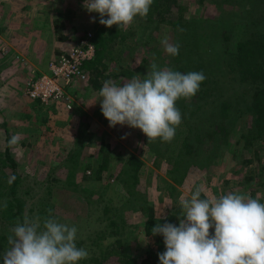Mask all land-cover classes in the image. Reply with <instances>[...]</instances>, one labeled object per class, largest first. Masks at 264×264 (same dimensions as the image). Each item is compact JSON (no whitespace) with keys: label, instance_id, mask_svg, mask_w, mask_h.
I'll list each match as a JSON object with an SVG mask.
<instances>
[{"label":"rangeland","instance_id":"rangeland-1","mask_svg":"<svg viewBox=\"0 0 264 264\" xmlns=\"http://www.w3.org/2000/svg\"><path fill=\"white\" fill-rule=\"evenodd\" d=\"M239 1L250 2L179 0L185 5L184 17L194 20L198 46L204 51L197 56L202 62L214 58L210 61L212 65L208 67V72L203 70L207 84L212 86L215 84L212 79L217 80L226 95L234 96L236 103L240 99V105H244L239 94V81L227 69L226 61L214 57L224 46L217 38L222 20L229 11L239 16ZM84 2L0 0V190L9 192L11 186H16L21 211L17 220L22 222L25 216H39L43 220L48 215L47 210L51 209L58 222L78 229L76 245L87 249L89 256L102 252L103 244L114 237L111 229L117 226L123 248L136 257L138 263H142L139 252L146 242L143 221L147 211L142 209L143 205L150 203L154 207L155 217L161 215L160 220L177 209H180L178 215H181L179 199L188 197L195 187H202L208 197L236 192L248 194L264 203V142L255 144L260 151L257 158L253 156L252 148L243 147L242 140L237 141L241 131H229L228 136L218 142L210 132L205 131L196 137L194 131L187 133L179 125L171 142H164L160 138L149 141L139 128L127 125L110 127L104 116L98 118L92 114L102 98H99L100 90H91L86 82H76L72 86L75 92L72 94L71 108L54 102L31 104L29 108L28 105L17 109L12 106L8 91L23 92L30 75L44 70L50 59L64 46L73 43L78 36L76 34L93 28L99 21V14L89 13ZM261 5L264 6L259 3L258 10L262 8ZM67 8L72 9V14L69 17L60 16L59 13H64ZM92 17L96 18V22H91ZM231 18L235 20L234 16ZM139 19L137 16L130 26L121 27H131L134 31L127 38L128 46L124 54L132 66L142 63L134 76L143 79L146 64L154 57L161 62L158 64L160 68H168L171 55L165 52L161 39L167 35L169 42L174 43V29L170 24L159 23L148 38L146 34L149 29L143 30ZM72 25L79 32H72ZM211 30L216 31L217 41L211 40ZM242 30V23L231 25L229 49H234ZM192 71L198 72L197 69ZM125 81L128 79H119L115 83ZM84 111L91 115L90 127L93 131H77L76 126ZM3 124L9 129L4 128ZM5 129L11 131V138L14 134L18 135V143L10 144L11 138L5 139ZM99 136L109 144V162L100 178H85L82 176L83 165L98 163ZM5 148L17 163L16 181H13L11 167L4 157ZM186 148L190 152L181 155ZM131 154L142 160L137 172L138 182L132 187L133 193L127 192V185L122 180L129 179L131 170H127L126 166ZM166 156L195 161V164L190 163L185 168L180 183L167 173L171 164L166 161ZM243 158L252 160L244 162ZM64 162L76 167L70 181H63L68 170ZM52 176H57V179H51ZM11 226L12 223L8 221V230ZM212 231L214 229H210ZM6 240L0 239V264H4L2 253L8 247ZM111 256V263L125 264L120 255L113 253ZM88 258L78 264H89ZM126 260L130 264L129 259Z\"/></svg>","mask_w":264,"mask_h":264},{"label":"clouds","instance_id":"clouds-1","mask_svg":"<svg viewBox=\"0 0 264 264\" xmlns=\"http://www.w3.org/2000/svg\"><path fill=\"white\" fill-rule=\"evenodd\" d=\"M152 3L85 0L84 7L98 13L99 23L110 28L130 26L137 16L146 18ZM161 44L167 54H179L180 45L170 43L167 35ZM149 67L143 79L134 76L121 84L105 81L99 91L101 112L110 127L127 125L142 130L149 141L171 142L182 121L176 101L195 96L206 76L202 71L160 68L155 60ZM18 140L14 134L9 143ZM202 192V187H195L188 197L179 199L178 225L163 217L165 222L151 229L153 236L163 237L160 264H264V203L245 193L202 198ZM2 206L6 208L7 203ZM47 211L43 220L25 216L10 229L8 247L2 253L4 264H78L89 257L87 249L76 245L78 229L58 222L52 210Z\"/></svg>","mask_w":264,"mask_h":264},{"label":"trees","instance_id":"trees-1","mask_svg":"<svg viewBox=\"0 0 264 264\" xmlns=\"http://www.w3.org/2000/svg\"><path fill=\"white\" fill-rule=\"evenodd\" d=\"M248 1L250 2L242 3L239 1V16L229 11L228 16H225L224 20H222L219 32L221 38L219 34L217 38L219 42L222 41L224 46L221 52L214 55L215 58L220 57L222 61H226L227 69L232 71L235 80L239 81L241 85L239 94L244 105H240V99L236 103L234 96L226 95L222 84L217 83V80L212 79L215 84L209 86L206 77L196 95L188 99L180 98L176 101V107L180 110L181 117H184V120L180 124L182 131H187V133L188 131H194L196 137H200L201 133L205 131L207 133L210 132L214 140L217 138L218 142L223 141L228 136L229 131H241L237 141L242 140L243 147L252 148L253 156L259 158L260 151L255 147V144L257 142H264V6L261 5L260 7L262 8L258 10V4H264V0ZM184 8L185 5L180 3L179 0H153L147 17L139 19L142 24L141 27H143V30L149 29L146 34L148 38H150L151 32L159 23L170 24L174 29V44L178 43L180 48L179 54L171 56L169 64L166 62L168 68L181 73H188L192 69H197L198 72H203V70L208 72V67L212 65L210 61L214 58L208 57L211 59L202 62L199 55L197 56V54H201L204 51L200 50L198 46L194 20L184 17ZM72 12V9L67 8L64 13H59V15L69 17ZM230 13L233 14L235 20L231 18L233 16ZM236 22L243 24V30L234 43V49L231 50L228 47L229 31L231 25ZM179 29H182V31ZM71 30L72 32H79L78 28L73 25L71 26ZM92 30L93 34L90 40L95 46V52L92 58L86 59L82 63L83 70L88 75L86 82L88 87L98 92L102 88L103 82L109 78L115 82L124 78L130 80L134 77L142 63L139 62L140 64L132 66L124 54V50L128 46L127 38L134 33L131 27L123 29L118 25H113L109 28L97 21ZM214 32L216 31L211 30V40L216 39ZM80 34L83 33L79 32L76 35L79 36ZM144 60L146 59L144 58ZM153 60H155L157 65L161 64L154 57L148 62L149 64H146L145 75L148 70H151L149 66ZM74 92L75 90L71 91L72 94ZM32 104L38 105L44 103H41L37 99H32ZM92 114L99 116L98 118L103 116L100 103L93 109ZM243 115L246 116L244 117ZM90 116L86 111L81 114V119L76 126L77 131H93L90 127ZM215 135H218V137ZM9 138H11V133L10 131H6L5 139L8 140ZM99 142L98 163H87L82 167V176L85 178H100L102 170L106 168L109 162V144L104 142L102 136H99ZM7 148L4 150V157L8 160V164L11 167L13 181H16V178H18L15 169L17 163ZM189 152L190 150L186 148L181 155ZM183 160V157H176L174 159L172 156H166V161L171 164L167 169V173L179 183L182 181L181 177L185 168L190 163L192 165L195 162H190L186 158L184 160L185 165H183L181 164ZM251 160L250 158L242 159L244 162ZM64 163L68 166V170L66 177L62 180L70 181L75 175L76 167L73 164L70 167L68 162ZM141 163L142 160L135 157L134 154H131L128 158L126 168L127 170H131V173L129 174V179L122 180L127 185L126 190L129 193H133L132 187L138 182L139 175L137 172ZM262 167L264 169V165ZM50 178L56 180L57 176ZM205 196L207 195L202 192V198ZM5 202L7 203L6 208L2 206ZM19 206L20 198L16 196V186H11L9 192L0 190V239L7 238L11 234L6 226L8 221L12 223L11 228L15 226L18 221V215L21 212L19 211ZM142 209L147 210L143 221V234L146 235V242L139 252L142 263H138V259L128 254L123 248V240L119 237L120 233L116 229L117 226H114L115 229H111L114 235L113 239L111 238L103 244L101 253L89 256V264H114L110 261L113 253L116 256L120 255L125 260V264H129L126 260L127 258L130 264H160L158 253L165 251L163 237L162 235L153 236L151 229L157 223L163 224L165 219L158 220L155 217L154 207L150 203L145 206L143 205ZM179 212L180 209H177L175 212L168 214L166 216L167 222L178 225L179 219L177 216ZM121 220L124 221L123 218ZM6 241L2 242V244Z\"/></svg>","mask_w":264,"mask_h":264},{"label":"built area","instance_id":"built-area-1","mask_svg":"<svg viewBox=\"0 0 264 264\" xmlns=\"http://www.w3.org/2000/svg\"><path fill=\"white\" fill-rule=\"evenodd\" d=\"M92 28L79 35L73 43L64 46L47 63L44 70L30 75L25 82L24 93L41 103H61L66 108L73 104L72 86L76 82H87L88 75L82 63L93 57L95 46L90 40Z\"/></svg>","mask_w":264,"mask_h":264},{"label":"crops","instance_id":"crops-1","mask_svg":"<svg viewBox=\"0 0 264 264\" xmlns=\"http://www.w3.org/2000/svg\"><path fill=\"white\" fill-rule=\"evenodd\" d=\"M45 69V68H44ZM9 92V95H10V99L12 100V106H14V108L15 109H17V108H21V107H26L27 105V108H29V106L32 104V99H30L28 96H26L25 94H24V91L23 92H20V90H18V91H8ZM25 103H28V104H25ZM22 104H24V105H22ZM13 108V109H14ZM26 110V109H25ZM21 112H23V111H21ZM24 113V112H23ZM26 113V112H25ZM24 113V114H25ZM4 128H8L9 129V127L8 126H6V125H2ZM6 130L7 129H5V135H6ZM10 131V130H9ZM11 132V131H10Z\"/></svg>","mask_w":264,"mask_h":264}]
</instances>
